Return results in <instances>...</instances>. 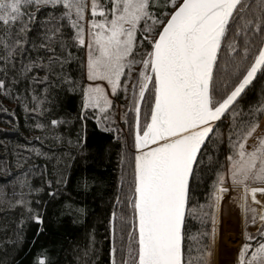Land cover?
Segmentation results:
<instances>
[{
    "label": "snow or ice",
    "instance_id": "6c2138e0",
    "mask_svg": "<svg viewBox=\"0 0 264 264\" xmlns=\"http://www.w3.org/2000/svg\"><path fill=\"white\" fill-rule=\"evenodd\" d=\"M69 61L78 65L72 75L65 71ZM62 91L79 94V112L33 127L80 123L75 138L70 130L56 137L65 152H44L31 142L12 151L4 146V190L12 181L7 203L20 220L0 224V264H14L10 250L23 239L25 220L44 231L49 204L59 203L57 218L73 223L85 212L62 189L77 173L73 152L87 146L89 118L120 147L123 178L105 217L110 264H221L222 201L234 191L241 193L239 230L227 238H240L234 260L264 264V0H0V102L15 100L31 122L54 107L62 111ZM0 111L9 124L19 123L15 109ZM214 146L227 153L222 165L219 157L212 165L203 159H213ZM33 151L44 164L27 163ZM217 166L224 171L200 203L204 173ZM38 167L36 187L27 177ZM78 183L87 188L88 178ZM45 186L51 199L33 206L32 193ZM31 264L53 262L38 251Z\"/></svg>",
    "mask_w": 264,
    "mask_h": 264
},
{
    "label": "trees",
    "instance_id": "16d2710c",
    "mask_svg": "<svg viewBox=\"0 0 264 264\" xmlns=\"http://www.w3.org/2000/svg\"><path fill=\"white\" fill-rule=\"evenodd\" d=\"M67 24V21H65ZM70 32V27L68 28ZM241 42L243 37L240 38ZM227 43V41H226ZM74 53L76 49H71ZM81 53H76L78 60ZM75 61H69L65 65V71L72 75V70L77 67ZM43 75V72L40 73ZM75 79L79 80V73L75 75ZM70 97V98H69ZM123 99V96H122ZM60 103L63 110L59 106L52 108L51 115L41 116L36 115L31 122L26 118V114L21 107L16 106L15 100L11 102H0V109L7 107L8 109H15L19 117V123L13 122L9 124V115L0 111V158L5 155L4 146L6 145L9 151L16 148L17 144H26L31 142L34 146H39L44 152H52L59 155L65 152L67 145L58 144L56 137L63 134L65 138L69 134V130L73 138H75L77 130L80 129L81 124L77 123L74 126L67 124H60L47 129L34 128L33 124L42 122L50 124V119L55 117H62L67 113L75 116L79 112L80 100L79 94L73 95L71 93L65 94L64 91L60 93ZM35 106V102L33 105ZM48 108V104H44ZM263 115V114H262ZM260 115V119L262 117ZM83 123V122H82ZM225 130V135H226ZM109 133L101 132L94 126V121L89 118L87 121V146L82 152H73V155L78 157V163L74 165L77 169L76 175L73 177L70 188L65 191V195L71 197L79 206L85 208V212L80 214L79 219L73 223L70 217H58L57 209L59 203L53 205L49 204L48 211L44 213V231L37 233V228L40 227L34 221L25 220L22 226L21 236L22 240L17 243L15 248L10 250V258L15 257L14 264H31V259L38 251H46V254L51 259L53 264H110L109 246L110 238L108 237V224L105 219L107 210H111L109 197L112 196L113 190L117 184L118 179H122L117 159V152L120 151L119 145L114 141L108 140ZM34 137H42L41 140H34ZM227 146L226 144L224 145ZM59 149V151H57ZM209 155L213 158L209 161L208 156L203 157L205 163L212 165L215 163L216 157H219V164H224L227 153L221 155L220 147L214 146ZM14 160V157H13ZM7 163V161H5ZM27 163L42 165L45 163L43 156H38L33 151L30 160ZM26 167V165L22 166ZM51 170L52 165H48ZM125 167L127 163L125 162ZM11 170L16 171V163L11 164ZM39 167L36 172L31 173L27 178L33 186L39 187L42 184ZM217 171L223 172L222 167H209L202 178L200 193V203H205L204 192L211 189L213 181L216 179ZM6 175L4 171V164L0 163V224L2 223H19L20 214L17 210L8 207V201L11 200L12 181H8L7 195L4 190L3 177ZM86 176L88 178L87 188L81 186L78 181L80 177ZM20 191L19 186L16 189ZM45 191L39 194L32 193L31 199L33 206L35 202L41 198L50 200ZM79 193V194H77ZM43 208L44 205L42 204ZM207 207L203 211H207ZM196 214L202 215L200 209H196ZM197 227L200 226V221H195ZM211 224L209 223V230ZM11 235V228L8 230ZM5 239L3 231H0V240ZM119 246V245H118ZM88 249L89 255L84 256V250ZM79 249V251H77ZM0 246V251H3ZM119 260V255L117 256Z\"/></svg>",
    "mask_w": 264,
    "mask_h": 264
},
{
    "label": "rangeland",
    "instance_id": "374dc122",
    "mask_svg": "<svg viewBox=\"0 0 264 264\" xmlns=\"http://www.w3.org/2000/svg\"><path fill=\"white\" fill-rule=\"evenodd\" d=\"M261 120L264 121V114L262 115ZM248 146L249 147L251 146V141H249ZM240 194H241L240 191H234L232 193V196L228 199L227 202L222 201V203L224 204V216L219 225L218 239L222 245H225V247L221 248L220 254L218 256V259L219 261H221V264H223V262L226 261H232V264H236V261L234 260V256H236L237 253L232 250L238 249L240 244V238H236L231 241H229L227 238L230 236H236V232L239 230L238 219L240 216L241 209L238 198ZM250 230L255 232V229H250ZM251 254H252L251 251L247 253L248 256H251Z\"/></svg>",
    "mask_w": 264,
    "mask_h": 264
}]
</instances>
